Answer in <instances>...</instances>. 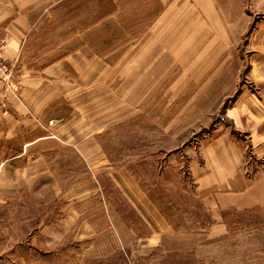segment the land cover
<instances>
[{
	"label": "crops",
	"instance_id": "obj_1",
	"mask_svg": "<svg viewBox=\"0 0 264 264\" xmlns=\"http://www.w3.org/2000/svg\"><path fill=\"white\" fill-rule=\"evenodd\" d=\"M45 1L0 0V43L18 88L0 93V179L52 184L77 164L64 203L103 195L112 205L107 175L147 220L151 233L139 251L151 252L170 225L140 177L114 168L102 145L105 131L141 117L158 140L147 155L157 156L160 173L186 168L213 217L264 207V0H156L158 13L111 63L75 51L30 69L23 49ZM221 107L223 120L213 115L201 129V117Z\"/></svg>",
	"mask_w": 264,
	"mask_h": 264
},
{
	"label": "rangeland",
	"instance_id": "obj_2",
	"mask_svg": "<svg viewBox=\"0 0 264 264\" xmlns=\"http://www.w3.org/2000/svg\"><path fill=\"white\" fill-rule=\"evenodd\" d=\"M159 8L156 0H46L32 13L24 63L39 68L75 51L99 53L111 63ZM5 88L1 83L3 97L18 89ZM223 111L201 117V129L223 120ZM149 128L141 117L128 120L105 131L102 145L114 168L129 166L140 177L170 225L151 252L139 251L151 233L147 220L107 175L103 192L112 205L103 195L64 203L65 187L80 176L81 166L73 164L76 172L64 166L52 184L45 178L22 188L0 179V264H264V207L230 208L213 217L186 168L170 164L160 173L157 156L147 155L159 149Z\"/></svg>",
	"mask_w": 264,
	"mask_h": 264
},
{
	"label": "built area",
	"instance_id": "obj_3",
	"mask_svg": "<svg viewBox=\"0 0 264 264\" xmlns=\"http://www.w3.org/2000/svg\"><path fill=\"white\" fill-rule=\"evenodd\" d=\"M6 46L7 45L5 42L0 43V90H1V83L5 85L6 90L9 89L13 90L17 88V83H15L14 80V75H15L14 65L13 66L10 65L4 55ZM5 104L6 102H4L2 105L5 106Z\"/></svg>",
	"mask_w": 264,
	"mask_h": 264
}]
</instances>
